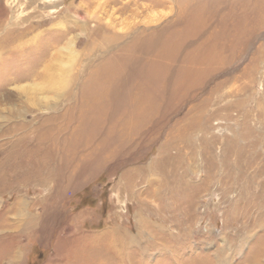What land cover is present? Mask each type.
<instances>
[{
  "label": "rangeland",
  "instance_id": "rangeland-1",
  "mask_svg": "<svg viewBox=\"0 0 264 264\" xmlns=\"http://www.w3.org/2000/svg\"><path fill=\"white\" fill-rule=\"evenodd\" d=\"M202 3L221 53L186 86L184 57L169 64L123 145L128 106L77 132L82 75L108 51L91 37L150 36L175 0H0V264H64L80 243L71 264H264V0Z\"/></svg>",
  "mask_w": 264,
  "mask_h": 264
},
{
  "label": "bare ground",
  "instance_id": "bare-ground-1",
  "mask_svg": "<svg viewBox=\"0 0 264 264\" xmlns=\"http://www.w3.org/2000/svg\"><path fill=\"white\" fill-rule=\"evenodd\" d=\"M175 2L177 4L175 20L166 23L164 27L154 28L150 36L149 31L142 30L135 32L130 40L125 41L117 35H109V30L96 29L91 38L105 39L108 51L104 52V55L96 62L91 61L87 71L82 75L77 95L79 100L76 104L79 121L77 132L93 122V117L103 114L112 104L120 111L128 106L115 125L120 128L118 135L120 143L130 145L133 137L138 135L140 128L149 118V96L153 95L154 90H159L160 84H162V91L167 89L166 78L173 72L169 64L174 66L177 58L184 57L185 60L177 65L179 70L177 77L180 78L175 83L179 86H186L189 75L194 79L199 65L211 62L214 53H221L218 51L220 43L217 41L219 24L214 25L216 23L209 16H204V11H207L205 7H208L207 3L201 4V0H175ZM209 4L213 7L215 5L214 2ZM69 9L70 12L76 14L77 19L87 21V18L80 14L78 7L70 5ZM64 50L71 56V45H67ZM204 50H207L208 54H204L205 57L202 58L201 52ZM149 53L155 55L158 61L149 63ZM159 62L166 65L160 66ZM56 63L57 65L62 64V61L57 60L55 66ZM49 67L52 68V64ZM49 75L45 84L58 81V78H54L52 74ZM92 86L98 89L97 92L92 89ZM68 119L66 128L69 130L73 124L71 120L74 118L69 117ZM101 120L104 119L101 117ZM73 133H76V130ZM79 240L83 242L81 237ZM80 245L69 250L71 254L63 259L64 264H71L72 256L78 258V251H81ZM74 264L82 263L75 261Z\"/></svg>",
  "mask_w": 264,
  "mask_h": 264
}]
</instances>
